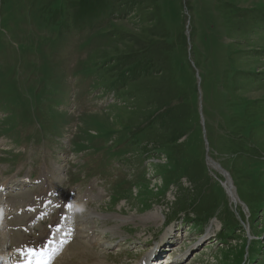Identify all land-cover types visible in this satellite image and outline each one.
Returning <instances> with one entry per match:
<instances>
[{"label":"rangeland","instance_id":"1","mask_svg":"<svg viewBox=\"0 0 264 264\" xmlns=\"http://www.w3.org/2000/svg\"><path fill=\"white\" fill-rule=\"evenodd\" d=\"M71 1L74 5L98 1L99 7L106 8L94 27L84 31L80 24L70 29L71 23L66 17H57L64 9L60 0H0V199L5 203V214H0V223L9 232L4 241L0 235V264H21L23 258L18 249L32 247L39 250L46 245L55 250L52 264H162L170 257L183 259L173 264H264V204L254 199L257 194L251 197L240 187L241 199L250 208L255 207V214L244 230L237 228L239 214H245L248 219L250 213L248 206L240 201L230 175L222 169L221 164L229 162L225 153L210 159L208 150L206 161L211 177L227 175L224 180H230L232 190L227 187L229 181L226 187L231 215L223 218L231 226L221 229V217H214L216 219L209 226L194 229L191 221L186 225L182 220H174L171 225L165 223L178 194L186 202V214H197L193 209L199 203L196 188L186 178L181 179L179 191L174 186L165 191L162 174L157 171L158 165L165 167L167 163V155L160 154L161 148L154 142L145 141L123 156L117 150L134 147V143L120 146L123 139L130 141L125 133L119 135L116 131L123 127V120L132 115L135 105L130 99L126 103L121 96L117 97L115 90L107 91L108 76L96 80L89 77L91 73L100 76L86 71V66L101 61L94 49L106 42L105 37L92 35L99 30L100 22L104 24L110 7L115 20L107 31H118L124 40L123 44L121 42L123 49L130 47L134 39L142 44V29L154 26L148 18L151 9L140 8L142 1L138 0ZM163 1L166 0L161 3ZM230 1L236 10L264 16V0ZM190 3H194V9ZM74 5L71 8L77 10L79 6ZM179 6L172 22L185 30L190 53L187 59L194 77L188 75L186 79L192 84L195 81L196 85L202 84L197 74L200 76V70L202 77L207 74L205 103L200 85L202 106L207 112L211 133L218 135L214 128L222 122V109L218 93L209 83L212 81L218 89L221 74L225 72L223 69L229 64V48L223 44L236 42L238 38H229L228 31L221 25L220 14L212 13L210 3L180 0ZM143 13L150 22L144 20ZM164 13H168L167 8ZM240 40L244 46L239 50L238 62L249 66L241 72L260 74L258 78L261 79L264 56L257 57L264 55L261 53L264 40L252 35H245ZM134 46L137 53L126 59L128 64L123 60L122 65L112 62L106 69L111 72L112 79L126 78L125 87L133 80L131 74L126 75V70L133 68L132 74L137 80L139 73L144 71L148 73L145 77L153 74L157 78L162 72L159 66H141L138 58L142 54L137 45ZM108 49L105 46L101 50ZM124 51V55L129 53ZM134 67H139L138 71ZM177 76L185 78V73L178 70ZM232 81L233 86L227 93L233 104L231 110L240 112L245 103L264 101V88L251 89L250 85L247 92L236 94L233 77ZM144 85L148 88V83ZM157 88L156 101L150 102V106L168 98L169 93L163 85ZM222 107L225 111L228 109ZM138 113L132 115L133 120L128 121V125L140 123V120L136 121ZM145 119L150 120L151 113ZM164 121L162 117V123H156V127L166 128ZM109 131L115 134L108 141ZM97 149L101 150L99 156L95 155ZM254 149V146L249 148ZM146 153L150 158L144 157ZM101 157L126 160L128 166H119L122 172L116 179L119 185H108L102 177L112 180L114 177L100 175L108 172ZM259 157L264 160V154ZM246 169L257 176L263 172L264 176V166L259 162L251 163ZM22 178L27 179L26 184L17 185L16 180ZM132 178L138 180L131 185ZM119 189L128 194L118 195L116 198H121L115 200L114 190ZM162 192L165 197H160ZM258 196L262 198L263 195ZM206 203L213 207V198ZM67 205L73 207L69 209ZM81 206L85 210L77 211ZM221 207L218 211H222ZM203 239L206 241L201 244ZM254 244L256 246L249 249ZM258 249L262 253L257 255ZM248 250L252 255L250 261L245 262ZM89 252L97 256L91 257Z\"/></svg>","mask_w":264,"mask_h":264},{"label":"trees","instance_id":"2","mask_svg":"<svg viewBox=\"0 0 264 264\" xmlns=\"http://www.w3.org/2000/svg\"><path fill=\"white\" fill-rule=\"evenodd\" d=\"M60 1L63 2L64 9L57 17H66L67 21L71 23L70 29L76 24H80L84 27V31L94 27L99 15L106 8L99 7L100 4H98V1H95L96 3L82 1V3H75V5L79 6L76 10L75 8H71V6L74 5V1ZM138 1H142L139 4L140 8L144 6L145 8L148 7V9H151L148 18L154 25L152 28L148 26L142 29V34L140 35L143 37L141 38L142 44L137 43L134 39L130 47L123 49L124 45H121V42L123 44L124 40H122L118 31H116L117 34L116 32L111 33L107 31V28L115 20V13L112 9L110 10L109 7L108 16L104 24L100 22L98 24L100 25L98 28L99 30L92 35L95 36L98 34L106 38V42L103 45L94 49L101 61H89L93 64L88 63L86 71L89 70L99 73L100 76L95 79H101L104 76L110 78L112 74L106 70L109 68L108 64L111 63L110 65H112V62H119L122 65V60L128 64L126 59L131 57L133 53H137L134 51V44L137 45L140 51L139 54H142V57L138 58L141 66L149 64L150 67L159 66V68L162 69L160 77L158 78L153 74L145 77V74H148L146 71L141 74L138 72L140 79L136 81L132 80V82L128 81L126 87L124 86V83H126V78L124 77H121V79H109V82L113 80L118 95L122 97L121 99L124 100V102L127 103L129 99L131 103L133 101L135 105V107H132L133 117L139 112L136 121L138 122L140 120V123L133 125V122H131V124L128 125V121L133 120L132 115H130V117H126L123 120V122H125L124 124L122 123L123 127L116 131L119 135L125 133L126 138L130 141L126 142L123 139L120 146L134 143V147L131 149L133 150L140 144H144L145 141L154 142V144L161 148L160 154L165 153L167 155L165 167L157 166V171L162 174V179L164 180L163 188L165 191L170 188V186L176 187L179 191V189L182 188V178H186L196 188V198L199 205L193 210L197 214H186V202H183V198L178 194L176 200L171 204V209H169L171 213L166 219V224L174 220H182L183 224L186 225L191 221L195 225L194 228L200 229L205 227L206 224H209L214 217H221L223 228H226L229 226V223H227L223 217L228 218L231 215L227 204L228 196L221 185L223 178L218 173L219 176L216 175L215 179L209 175L203 128L200 121V113L198 112V87L196 81L192 84L186 79L188 75L191 78L194 77L192 76V69L187 59L188 50L185 30L180 24L174 26L172 22V17L176 16L180 7V0H166L162 3L161 0ZM204 2L205 4L210 3L212 5V13L216 12L220 14L221 25L228 31L229 38H231V40H233L232 37L238 38L236 42L223 44L229 48V64H227L228 67L225 66L223 69L225 72L221 74L218 86L219 90L214 87L212 81L209 83L212 90L214 89L216 91L215 93H218L220 108L222 109L220 111L222 122L220 124L218 123L217 128H214V131L219 133L218 135H213L211 133L209 121L207 120V112L203 106L205 130L209 143L208 156L211 159H215L219 157V155L225 153L228 156L229 162L226 163L225 161L221 166L232 177L237 187L239 197L241 187L244 192L248 191L251 197L257 194L254 199L264 204L263 172L259 174L260 176H257L256 173H252L246 169L251 163L256 162L264 166V160L259 157L260 154H264V101L255 100L245 103L243 104L242 111L239 112L231 110L233 104L227 98V93L233 86L232 77L236 83V87L233 88V92L236 94L247 92L250 87L251 89L256 87L257 90L264 88V75L259 79L258 77H260V74H244L241 72V69H247L249 66L241 65L238 62V57L241 55V51L239 50L241 46H244L240 40L243 36H258L264 40V36H261L264 35L261 34L264 33V16L255 12L236 10L230 0H204ZM164 4L165 6H163ZM190 5L192 9H194V3H190ZM164 8H167L168 13H164ZM66 14L78 18H70ZM148 18L145 16L144 20L150 22ZM209 18L211 19V17ZM113 43L115 44L114 47H112V45H114ZM105 46L109 48L107 50L109 52H102L101 49ZM206 46H208V44ZM124 50H127L129 53L124 55ZM262 52L264 51H261V53ZM263 56L264 55H260L257 58ZM132 61L133 60H131V62ZM138 68L139 67H136L135 71H138ZM120 69H122V66ZM178 70H182L183 73H185V78L177 76ZM132 72L133 68L129 71L126 70V75L129 76ZM95 75L96 74L91 73L89 77H95ZM200 77L202 81L203 103H205L206 94L204 92V86L208 82V77L207 74H204V77H202L201 70ZM145 82L148 83V88L145 85L143 86ZM158 85H163L164 89L166 88V91L169 93L168 98L161 101L158 105L150 106V102L156 101L154 95L158 89ZM131 96L132 98H130ZM222 105L228 107V109L225 111ZM150 113L151 119H145ZM162 117L165 118L163 124L167 126L166 128H161V126L156 127V123H162ZM113 134H115L114 131H109L108 140L112 138ZM181 138H183L182 141H180ZM250 146H254L255 149L249 150ZM117 150H120V154L122 155L131 151L126 147H119ZM100 151V149H97L96 153L99 154ZM168 168L169 171H166ZM136 180H138V178L134 179L133 184ZM245 186H247V188ZM208 187H210V189ZM164 194L165 193L162 192L160 197H165ZM258 194H262V198H260ZM118 195L122 196L126 195V193L121 189L117 190L116 195H114L115 200L121 198H116ZM211 197L214 200L213 207H211L210 203H206ZM219 206H222V211H218ZM260 209H262V207H260L259 210ZM249 211L250 219H252L255 214V207H249ZM239 216L240 220L237 219L239 221V226H237V228L239 227L243 230L242 222L246 223L247 219L245 215L240 214ZM255 246L256 244H254V246L251 245L249 249ZM258 251L260 252L259 249L257 252ZM238 257L239 255H237L236 261H238Z\"/></svg>","mask_w":264,"mask_h":264},{"label":"snow or ice","instance_id":"3","mask_svg":"<svg viewBox=\"0 0 264 264\" xmlns=\"http://www.w3.org/2000/svg\"><path fill=\"white\" fill-rule=\"evenodd\" d=\"M67 207L71 209L73 206L67 205ZM18 252L23 258L21 264H52L55 258V250H50L47 245L39 250L29 247L27 250L18 249Z\"/></svg>","mask_w":264,"mask_h":264},{"label":"bare ground","instance_id":"4","mask_svg":"<svg viewBox=\"0 0 264 264\" xmlns=\"http://www.w3.org/2000/svg\"><path fill=\"white\" fill-rule=\"evenodd\" d=\"M57 169H59V168H57ZM26 181H27V179H24L23 180V178L22 179H19V180H16V183H18L17 185H24V184H26ZM24 183V184H23ZM227 187L229 188V189H231L232 190V186H231V183H230V181H229V185H227ZM4 202H3V200L2 199H0V214H5V206H4ZM67 207V206H66ZM83 221V220H82ZM83 222H85V221H83ZM8 234H9V232H7V231H5V226H4V224L3 223H0V235L3 237L2 238V240L4 241L5 240V238L8 236ZM22 235V234H21ZM83 246V245H82ZM90 253V252H89ZM79 255V254H78ZM89 255H91V257H93V256H97V254H92V253H90ZM83 257V256H82ZM170 259L172 260V262L171 263H174L175 261H176V259H172V257H170ZM167 263H168V261H166ZM2 264H5V263H2Z\"/></svg>","mask_w":264,"mask_h":264},{"label":"water","instance_id":"5","mask_svg":"<svg viewBox=\"0 0 264 264\" xmlns=\"http://www.w3.org/2000/svg\"><path fill=\"white\" fill-rule=\"evenodd\" d=\"M189 34V33H188ZM194 64V63H193ZM197 78L199 79V75L197 74ZM199 90H200V83H199ZM199 93H200V104H199V109H200V112H201V114H202V94H201V91H199ZM201 121H202V124L204 125V118H203V115H201ZM205 142H206V144H208L207 143V141H206V139H205Z\"/></svg>","mask_w":264,"mask_h":264},{"label":"clouds","instance_id":"6","mask_svg":"<svg viewBox=\"0 0 264 264\" xmlns=\"http://www.w3.org/2000/svg\"><path fill=\"white\" fill-rule=\"evenodd\" d=\"M76 210L79 211V212H83L85 209H84L83 206H81V207H78Z\"/></svg>","mask_w":264,"mask_h":264}]
</instances>
